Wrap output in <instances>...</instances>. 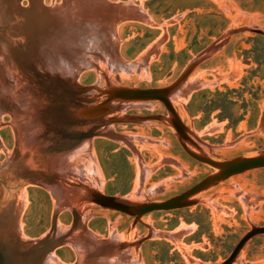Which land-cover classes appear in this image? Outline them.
<instances>
[{
    "label": "rangeland",
    "instance_id": "374dc122",
    "mask_svg": "<svg viewBox=\"0 0 264 264\" xmlns=\"http://www.w3.org/2000/svg\"><path fill=\"white\" fill-rule=\"evenodd\" d=\"M169 87L187 141L160 100L83 113ZM185 145L264 154V0H0V264L223 263L264 227V167L141 217L89 192L163 202L219 172ZM232 264H264V233Z\"/></svg>",
    "mask_w": 264,
    "mask_h": 264
},
{
    "label": "water",
    "instance_id": "95a60500",
    "mask_svg": "<svg viewBox=\"0 0 264 264\" xmlns=\"http://www.w3.org/2000/svg\"><path fill=\"white\" fill-rule=\"evenodd\" d=\"M259 33H262L261 30H256ZM173 89V87L158 89V88H112L107 94V98L100 104L95 106L87 107L83 113L89 114L92 116V119H95V122L103 123V118L110 111L112 107V101L115 99L121 100H160L162 101L169 112L171 113V123L175 127L179 136L183 141L189 140V136L187 134L186 128L182 124L176 110L172 106L171 102L168 99V93ZM91 98V97H90ZM92 101V98L90 99ZM134 119H153L152 117H135ZM93 135V134H91ZM92 137V136H91ZM185 149L190 153L194 158L199 161L208 163L214 167L219 169V172L215 175H211L198 184L194 185L192 188L187 190L186 192L179 194L175 197H172L163 202H151L145 204L133 205L129 204L119 198L107 196L101 194L99 192L89 191L92 198H94L98 203L105 205L106 207H111L118 209L123 212L131 213L137 217H141L147 213L154 211H162V210H171L182 208L188 206L191 201L190 197L197 194L201 190L207 188L213 183L219 182L221 180L227 179L233 175L245 172L247 170L261 168L264 167V154L253 156V157H240L235 158L225 162H219L213 160L207 156L197 154L191 151L186 145ZM264 227H256L249 231L246 235L242 237V239L235 246L229 257L221 264H232L237 256L239 255L242 248L245 244L255 235L263 234ZM66 234L59 233L58 237L54 240V243H61L65 240ZM106 246L107 242L102 241L101 243Z\"/></svg>",
    "mask_w": 264,
    "mask_h": 264
},
{
    "label": "bare ground",
    "instance_id": "6f19581e",
    "mask_svg": "<svg viewBox=\"0 0 264 264\" xmlns=\"http://www.w3.org/2000/svg\"><path fill=\"white\" fill-rule=\"evenodd\" d=\"M58 196V193H55ZM76 246V245H75Z\"/></svg>",
    "mask_w": 264,
    "mask_h": 264
}]
</instances>
